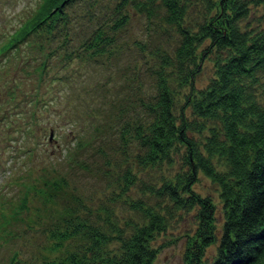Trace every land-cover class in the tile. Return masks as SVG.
I'll use <instances>...</instances> for the list:
<instances>
[{"label": "trees", "instance_id": "1", "mask_svg": "<svg viewBox=\"0 0 264 264\" xmlns=\"http://www.w3.org/2000/svg\"><path fill=\"white\" fill-rule=\"evenodd\" d=\"M77 1L96 0H42L11 39L15 43L35 31L57 36L71 22L67 8ZM206 1L203 18L192 25L185 23L187 0H121L117 16L80 37L76 53H63L68 59L106 49L113 40L106 30L116 31L128 18L121 11L125 4L166 23L178 37L170 51L156 50L152 86L130 104L138 115L118 125L124 151L133 146L130 166L119 176L121 190L138 182L142 192L122 197L134 215L120 219L109 205L78 213L58 233L76 243L39 264H152L159 246L154 239L189 210L196 226L186 234L183 264H264V26L242 24L249 0ZM206 57L213 73L205 84L194 85ZM176 158L178 168L159 183L142 180L132 169L170 167ZM199 173L216 184L219 204L194 189ZM212 243L208 258L205 249Z\"/></svg>", "mask_w": 264, "mask_h": 264}, {"label": "rangeland", "instance_id": "2", "mask_svg": "<svg viewBox=\"0 0 264 264\" xmlns=\"http://www.w3.org/2000/svg\"><path fill=\"white\" fill-rule=\"evenodd\" d=\"M41 1L0 0V264H39L63 255L77 238L58 233L78 213L109 205L120 219L134 215L122 197L142 192L138 182L121 190L119 176L130 166L133 146L124 151L118 125L138 115L130 104L152 86L156 50L170 51L178 41L172 27L125 4L121 11L128 18L116 31L106 30L113 37L106 49L65 59L64 52L74 48L76 53L80 37L121 4L96 0L68 7L72 20L57 36L35 31L14 43L12 35ZM187 3L185 23L193 25L203 18L208 1ZM248 4L242 24L264 26V0ZM212 73L206 57L194 85L205 84ZM179 165L176 158L170 167L134 164L132 169L142 180L159 183ZM193 187L219 204L217 186L208 177L199 173ZM215 215L219 226V206ZM195 226L193 210L176 215L154 239L159 246L152 264H183L186 234ZM214 248L206 246V257Z\"/></svg>", "mask_w": 264, "mask_h": 264}]
</instances>
